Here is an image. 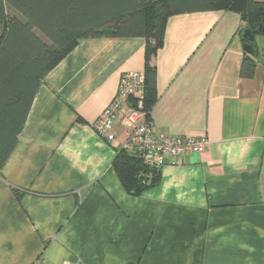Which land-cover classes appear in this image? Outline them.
<instances>
[{
    "label": "crops",
    "instance_id": "obj_1",
    "mask_svg": "<svg viewBox=\"0 0 264 264\" xmlns=\"http://www.w3.org/2000/svg\"><path fill=\"white\" fill-rule=\"evenodd\" d=\"M243 27L222 10L166 20L151 126L208 146L167 158L140 197L112 168L122 119L111 143L93 124L121 74L143 71L145 40H79L43 79L0 172V264H264V59L257 49L254 77H239Z\"/></svg>",
    "mask_w": 264,
    "mask_h": 264
},
{
    "label": "trees",
    "instance_id": "obj_2",
    "mask_svg": "<svg viewBox=\"0 0 264 264\" xmlns=\"http://www.w3.org/2000/svg\"><path fill=\"white\" fill-rule=\"evenodd\" d=\"M218 10L239 15L244 24L242 45L246 43L244 30L254 36L253 52L243 54L239 69L241 79H252L258 53L255 37H264V0H0L4 23L0 37V172L16 146L43 79L79 40H145L142 110L150 121L157 101V73L151 63L163 46L166 20ZM262 55L264 59V50ZM130 103L135 105L131 99ZM112 168L123 190L133 197L159 182V171L124 149L116 154Z\"/></svg>",
    "mask_w": 264,
    "mask_h": 264
},
{
    "label": "built area",
    "instance_id": "obj_3",
    "mask_svg": "<svg viewBox=\"0 0 264 264\" xmlns=\"http://www.w3.org/2000/svg\"><path fill=\"white\" fill-rule=\"evenodd\" d=\"M143 97V71H127L121 74L113 98L93 124L97 136L108 143L113 142V126L121 118L127 128L123 149L135 154L145 166L157 171L167 158L176 160L182 156L205 152L208 140L204 137H173L155 132L142 110ZM130 99L135 105H131ZM32 264L44 263L36 260Z\"/></svg>",
    "mask_w": 264,
    "mask_h": 264
},
{
    "label": "water",
    "instance_id": "obj_4",
    "mask_svg": "<svg viewBox=\"0 0 264 264\" xmlns=\"http://www.w3.org/2000/svg\"><path fill=\"white\" fill-rule=\"evenodd\" d=\"M242 39H244L246 41V43L243 45V51L246 54H250L252 53V46L251 44L254 42V36L248 31V30H244L242 33Z\"/></svg>",
    "mask_w": 264,
    "mask_h": 264
},
{
    "label": "rangeland",
    "instance_id": "obj_5",
    "mask_svg": "<svg viewBox=\"0 0 264 264\" xmlns=\"http://www.w3.org/2000/svg\"><path fill=\"white\" fill-rule=\"evenodd\" d=\"M13 13L8 12V15L11 16ZM4 23L0 21V37L3 33ZM255 46L259 50L261 58L263 59L262 50L264 49V37L263 36H256L255 37Z\"/></svg>",
    "mask_w": 264,
    "mask_h": 264
}]
</instances>
